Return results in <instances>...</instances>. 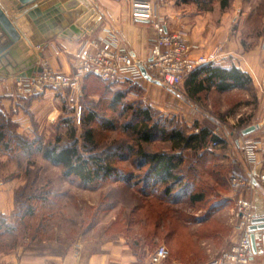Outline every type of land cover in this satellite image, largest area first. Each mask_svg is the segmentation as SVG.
<instances>
[{
	"label": "rangeland",
	"instance_id": "rangeland-1",
	"mask_svg": "<svg viewBox=\"0 0 264 264\" xmlns=\"http://www.w3.org/2000/svg\"><path fill=\"white\" fill-rule=\"evenodd\" d=\"M167 1L157 0L155 5L161 10ZM172 1L178 6L186 4L201 10L196 0ZM220 1L213 0L212 8L239 11L236 13L238 22L232 24L234 39L244 49L256 45L263 49L264 0H227L225 8H221ZM172 92L175 94L169 96L173 99L170 105L182 98L191 107L197 105L203 109L210 122L217 120L222 128L227 127L239 135L245 125L256 122L264 114V82L259 89L255 86L239 88L216 95L202 94L201 98L190 97L185 82ZM118 93L123 98L113 107L112 99ZM23 95L26 96L20 103L25 116L24 130H18L17 123L12 120V111L0 110V125H5L9 136L17 133L29 140L41 138L43 143L54 142L60 136L67 141L75 128V138L81 141L84 129L80 119L86 111L95 109L102 119H116L117 130L105 132L104 140V146H112L110 152H113L116 146L124 147L127 143L122 126L133 119L132 112L120 109L131 104L149 108L153 118L161 123L171 121L176 127L199 131L197 123L191 119L151 105L144 97V90L130 81L120 84L86 79L75 90L53 89L44 95ZM217 135L223 142H218L212 150L184 151L178 180L154 190L147 186L149 182L152 184L146 176L147 166L140 167L137 156L129 155L124 149L120 153L125 158L117 162L116 176L97 186L81 185L65 177L61 166L51 163L40 152L30 155L24 150L14 154L0 150V181L19 178L20 186L24 185L22 189L18 187L12 212L0 214V253H10L24 246L61 256L80 251L88 254L118 235L126 239L132 249L148 254L147 258L161 245L166 247L168 257L188 259L197 252L220 253L224 245L229 246L236 240V202L239 198L247 199L244 196L236 198L240 186L233 187L232 178L253 187L249 185L248 175H227V170L216 164V152L231 144L226 142V131ZM144 148L170 152V143L156 137ZM167 186L169 194L164 191ZM231 191H236L235 199L229 195ZM197 195L202 199L194 201L192 198ZM229 203L234 206L231 219H228L232 222L230 229L223 222L228 216L224 210L221 212L223 208L220 209ZM29 208L33 209L32 216L28 214ZM200 222L202 225L198 226Z\"/></svg>",
	"mask_w": 264,
	"mask_h": 264
},
{
	"label": "crops",
	"instance_id": "crops-1",
	"mask_svg": "<svg viewBox=\"0 0 264 264\" xmlns=\"http://www.w3.org/2000/svg\"><path fill=\"white\" fill-rule=\"evenodd\" d=\"M88 1L90 14L81 13L80 17L86 16L80 25L82 33L74 34L76 39L73 36H56L42 48L30 47L33 52H41V55L38 56L39 65L47 63L55 72H70L76 62V53L83 43L106 37L108 29L117 34L122 45L133 57L143 62L149 61L154 31L147 21L134 18L132 0ZM238 12L237 9L221 11L217 6L211 10L201 11L196 6H187L186 4L178 6L172 0H168L160 10L169 32H184L186 41L193 46L192 57L216 54L217 58L213 62L215 65L224 68L235 66L241 69L251 76L253 85L259 89L261 83L264 82V47L261 49L256 45L251 49H244L242 44L234 39L232 24L234 21L238 22L239 16L236 17ZM16 79V77L0 78V110L4 113L12 111V120L17 123L18 130H24L25 123L22 121L25 116L20 101L26 95L17 93ZM130 82L144 90V97L151 105L181 114L187 120L191 119L192 122L197 123L195 126L198 129L208 128L217 134L226 131V142L231 144L216 150L217 159L215 162L219 164V167L227 170V175L245 177L251 169H254L258 174H264V114L256 122L245 125L239 135L230 132L227 127L222 128L223 126L217 120L214 123L210 122L203 109L197 105L191 107L182 98L175 105H170L169 102L173 99L170 100L169 96L175 93L161 84H156L145 78ZM120 84H124V82ZM225 92L228 91H217L210 88L208 91L195 95L194 98H201L202 94L216 95ZM249 127H254V129L244 134L243 131ZM245 143L253 144V163H249L245 158L242 150ZM219 151L222 153L220 154ZM20 184L22 183L19 178L0 181V214L8 215L14 209V193ZM237 192L238 194L236 191L228 193L232 198H234V194H237L236 198L244 196L249 199L253 204L255 216L264 218V184L256 181L252 189L247 185H241ZM231 205L229 203L220 208H223L221 212L224 210L223 213L228 216L223 222L226 226L228 225L229 229L232 227V222L228 219H231V212L233 213L234 210V206ZM199 225L201 226L202 223L200 222ZM254 236V247L251 245L252 264H264V230H256ZM218 237L216 238L218 239ZM234 242L235 240L229 246L224 245L221 252L230 249ZM211 253L197 252L196 255H192L188 259L169 256L162 264H207L220 254L218 251ZM147 255L145 252L132 249L126 239L118 235L104 241L97 251L88 254L80 251L69 252L61 256L19 246L13 252L0 253V264H145L148 259Z\"/></svg>",
	"mask_w": 264,
	"mask_h": 264
},
{
	"label": "trees",
	"instance_id": "trees-1",
	"mask_svg": "<svg viewBox=\"0 0 264 264\" xmlns=\"http://www.w3.org/2000/svg\"><path fill=\"white\" fill-rule=\"evenodd\" d=\"M212 1L196 0L201 10H211ZM227 4V0L220 1L221 8H225ZM86 79L101 80L96 76H88ZM184 81L186 93L190 97L208 91L210 88L217 91H229L239 88L251 89L254 86L248 73L235 66L224 68L214 63L197 67ZM122 98L121 93L116 94L112 99L113 107L120 104ZM132 105H124L120 109L122 112L130 110L133 119L127 120L122 126L127 143L124 147L116 146L113 152H110L112 146H104V140L105 132L117 130L116 119H102L95 109L86 111L80 119L84 129L81 141L75 138V128L67 141L58 136L54 142L43 143L41 138L29 140L17 133L16 136H9L5 125L2 124L0 125V150L10 154L21 150L27 151L30 155L40 152L45 159L61 166L65 177L76 180L81 185L97 186L100 182L116 176L118 173L116 164L125 158V155L120 153L124 149L129 155L137 156L140 167L147 166L146 176L152 182V184L147 183V186L154 190L158 186L161 188L168 182L178 180L177 173L183 162L184 151H206L213 141L222 142V139L208 128L191 132L183 127H176L171 121L165 120L166 124L161 123L153 118L149 108ZM156 137L170 143V152L145 150L144 145ZM19 188L14 193V201ZM164 191L165 194H169L170 188L167 186ZM192 199L198 201L202 199V196H193ZM28 214L32 216L33 209L29 208Z\"/></svg>",
	"mask_w": 264,
	"mask_h": 264
},
{
	"label": "built area",
	"instance_id": "built-area-1",
	"mask_svg": "<svg viewBox=\"0 0 264 264\" xmlns=\"http://www.w3.org/2000/svg\"><path fill=\"white\" fill-rule=\"evenodd\" d=\"M156 2L157 0H132L134 18L147 21L154 31L149 61L143 62L133 57L117 34L108 29L106 37L83 43L76 53V62L70 72H55L44 63L41 65L42 71L35 73L33 77L16 79L17 93L44 95L53 89L75 90L81 87L88 76H96L106 83L140 80L144 79L141 66L162 86L170 91L176 90L197 67L213 63L217 55L212 53L192 57L193 46L186 41L184 32H169L166 29L165 19L159 7H156ZM218 144V141H213L208 149L212 150ZM242 150L246 160L253 163V144L245 143ZM248 178L250 187L254 186L256 180L264 184V174H258L254 169L250 170ZM243 184V181L232 178L233 187L238 188ZM236 215L238 224L234 244L207 264H252V232L249 227L256 218L252 202L239 198L236 202ZM167 258L168 251L161 245L149 255L145 264H162Z\"/></svg>",
	"mask_w": 264,
	"mask_h": 264
},
{
	"label": "water",
	"instance_id": "water-1",
	"mask_svg": "<svg viewBox=\"0 0 264 264\" xmlns=\"http://www.w3.org/2000/svg\"><path fill=\"white\" fill-rule=\"evenodd\" d=\"M88 5V0H0V78H31L41 72V52L30 47L42 48L56 36L76 39L74 34L82 33L80 25L86 16L80 17L81 13L90 14ZM140 70L146 80L160 84L143 66ZM249 230L254 247V232L264 230V218L256 217Z\"/></svg>",
	"mask_w": 264,
	"mask_h": 264
}]
</instances>
